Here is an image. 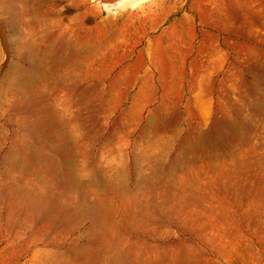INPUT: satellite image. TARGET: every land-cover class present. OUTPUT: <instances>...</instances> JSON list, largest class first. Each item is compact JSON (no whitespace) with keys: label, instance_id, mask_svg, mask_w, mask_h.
Returning a JSON list of instances; mask_svg holds the SVG:
<instances>
[{"label":"rangeland","instance_id":"374dc122","mask_svg":"<svg viewBox=\"0 0 264 264\" xmlns=\"http://www.w3.org/2000/svg\"><path fill=\"white\" fill-rule=\"evenodd\" d=\"M0 21V264H264V0Z\"/></svg>","mask_w":264,"mask_h":264},{"label":"water","instance_id":"95a60500","mask_svg":"<svg viewBox=\"0 0 264 264\" xmlns=\"http://www.w3.org/2000/svg\"><path fill=\"white\" fill-rule=\"evenodd\" d=\"M0 36L2 39L4 49L6 51V62H5V64H7L11 58V52H10L9 45H8L7 32H6L5 27L1 21H0Z\"/></svg>","mask_w":264,"mask_h":264},{"label":"bare ground","instance_id":"6f19581e","mask_svg":"<svg viewBox=\"0 0 264 264\" xmlns=\"http://www.w3.org/2000/svg\"><path fill=\"white\" fill-rule=\"evenodd\" d=\"M117 1H122V0H102L103 3H116Z\"/></svg>","mask_w":264,"mask_h":264}]
</instances>
